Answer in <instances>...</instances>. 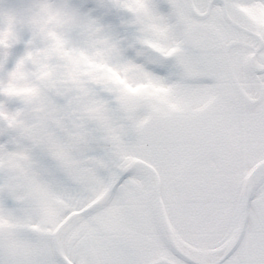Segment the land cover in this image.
I'll list each match as a JSON object with an SVG mask.
<instances>
[{
    "label": "snow or ice",
    "instance_id": "snow-or-ice-1",
    "mask_svg": "<svg viewBox=\"0 0 264 264\" xmlns=\"http://www.w3.org/2000/svg\"><path fill=\"white\" fill-rule=\"evenodd\" d=\"M0 264H264V0L0 2Z\"/></svg>",
    "mask_w": 264,
    "mask_h": 264
},
{
    "label": "rangeland",
    "instance_id": "rangeland-1",
    "mask_svg": "<svg viewBox=\"0 0 264 264\" xmlns=\"http://www.w3.org/2000/svg\"><path fill=\"white\" fill-rule=\"evenodd\" d=\"M0 2H4V3H14V2H16V0H0Z\"/></svg>",
    "mask_w": 264,
    "mask_h": 264
}]
</instances>
